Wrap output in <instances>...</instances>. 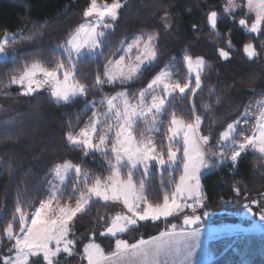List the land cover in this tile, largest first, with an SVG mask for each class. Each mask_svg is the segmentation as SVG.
<instances>
[{
	"label": "snow or ice",
	"instance_id": "1",
	"mask_svg": "<svg viewBox=\"0 0 264 264\" xmlns=\"http://www.w3.org/2000/svg\"><path fill=\"white\" fill-rule=\"evenodd\" d=\"M128 3L129 0H111L110 3L108 0L103 3L90 0L83 10L84 22L52 49L59 55L51 63L39 58L20 61L15 54L13 46L33 40L36 32L24 35L5 31L0 37V61L7 63L11 60L19 64L11 69L6 81L0 82V95L9 96L11 93L5 89L15 85L23 97H33L46 89L55 103L67 104L84 98L85 107L92 109L91 116L78 131L69 124L65 140L73 149L81 150L84 156L99 153L109 170L107 176H101L70 160L56 164L51 171L58 183L51 184L50 194L40 201L38 207L29 212L17 198L12 219L0 230V242L6 239L10 243L7 254L0 256V264H60L62 254L67 257L77 255L78 242L73 229L76 221L91 210L94 200L120 204L126 211L112 215L104 230L99 232L101 237L114 238L112 251L105 252L96 242L95 230L90 233L88 243L83 245L79 254L87 264H191L194 250L199 247V227L181 226L177 231L178 225L170 223L159 235L135 243L119 238L118 234L140 227V222H155L162 218L168 221L170 217L181 215L184 226L197 225L202 220L198 209L206 206L207 197L202 184L205 170L227 164L235 172L242 154L249 149L264 161V98L255 101V111L250 103L244 106L239 118L227 124L215 141V150L212 137L201 132L203 121L196 114L195 104L188 120L178 116L175 110L170 114L167 112L169 98L176 94L194 97L198 90H202L201 77L208 66L203 56L193 57L185 51L183 62L188 78L183 82L173 79L177 70L175 65H166L134 98L122 90L115 95H105L99 101L87 100L92 89L102 91L105 84L118 82L124 85L138 80L146 67L157 60L159 34L141 30L130 40L120 42L118 51L122 54L108 59L103 65V73L98 71L91 84L79 78L78 65L85 57L91 59L104 55L103 49L110 43L107 37ZM235 9H241V14L247 17L238 21L242 28L264 36V0H226L224 13L231 15ZM164 18L170 19L167 12ZM207 22L215 31L217 11L208 13ZM227 44L230 48L231 40ZM10 47H13L11 56ZM243 50L249 59L260 54L251 42L245 44ZM218 51L221 58H229V51L224 48ZM261 51H264V45H261ZM219 102L220 97H217L216 103ZM97 103L104 107L103 111L97 109ZM204 107L211 108L208 104ZM166 115L164 142L158 144L152 133L161 131ZM3 123L7 125L12 121ZM141 124L142 129L139 128ZM247 125H250L248 131L243 127ZM153 168H157L161 175H171L169 170L180 173L178 179H169L167 187L161 180V198L156 202L149 198V185L146 184ZM137 173H140L139 177ZM67 182L71 183V191L65 198L63 192L68 187ZM246 188L242 181H236L231 190L237 197L248 200L249 212L252 205H257L259 219L264 221V192L258 194L260 199H249ZM186 209H190L191 214L186 213ZM207 215L208 212L204 211L203 216ZM97 219L103 221L105 217L98 216Z\"/></svg>",
	"mask_w": 264,
	"mask_h": 264
},
{
	"label": "trees",
	"instance_id": "2",
	"mask_svg": "<svg viewBox=\"0 0 264 264\" xmlns=\"http://www.w3.org/2000/svg\"><path fill=\"white\" fill-rule=\"evenodd\" d=\"M89 2L90 0H0V37L5 31L24 35L36 32L33 40L18 42L13 46L16 49L15 54L20 61L39 58L51 63L59 55L52 49L62 43L83 20V10ZM185 4L189 5L190 12L183 8ZM225 4L226 0H129L107 37L110 43L104 47V55L91 59L85 57L78 65L79 78L82 82L91 84L98 71L103 73V65L107 60L119 54L120 42L128 40L141 30L159 34L157 60L146 67L138 80L124 85L118 82L115 85L105 84L102 91L92 89L87 100L99 101L121 86H126L128 94L135 96L152 75L169 62L176 65L174 76L185 81L188 78L183 62L185 51L192 56H203L208 66L201 77L202 90H198L194 97L190 94L183 97L176 94L174 98H169L167 112L170 114L175 110L178 116L188 120L192 117V105L195 104L196 114L202 116L201 132L212 137L211 143L214 147L219 127L213 126L212 122L219 118L218 115L225 117L231 112L238 115L249 99L264 95V51H261L264 36L249 33L242 28L238 21L247 17L241 14V10L231 15L224 13ZM210 11L219 13L217 25L224 26L220 27L221 33L211 31L206 25ZM164 12L169 13L172 18L170 27L159 23V17ZM228 40H231L230 48L226 44ZM249 42H253L260 53L252 60H247L242 53V46ZM220 48L229 51L227 60L219 56ZM17 67L19 64H14L11 60L7 63L0 61V82L6 81L11 69ZM5 91L11 94L7 97L0 95V104L12 109L0 116V230L12 219L17 198L29 212L39 205L47 193L51 170L56 164L70 160L72 163L82 164L95 175L107 176L109 173L107 165L98 159L97 154L84 156L81 150L73 149L65 140L69 124L77 131L91 116L92 109L85 107L84 98L64 104L55 103L46 89L33 97L20 96L15 85ZM217 97H220L219 103H216ZM223 99H229L228 107L220 106ZM205 104L211 108L206 109ZM96 107L101 109L103 106L97 103ZM164 119L165 124L156 137L158 144L164 142L167 115ZM4 121L12 123L5 125ZM169 172L171 175H161L153 168L152 175L146 180L149 185V198L154 202L161 198V180L164 181L163 186L167 187L169 179L177 178L179 174L178 171ZM236 181H242L247 186L249 199H260L258 194L264 192V161L260 160L258 153L251 149L243 153L235 172L226 164L202 176L207 199L206 206L198 209V214L203 216V212L207 211L214 219L224 217L225 220H236L235 216L228 214H238L248 205V200L237 197L232 192ZM70 186L71 183H68V187L64 189L65 198L70 192ZM241 191L245 189L242 187ZM108 206V203L94 200L91 210L76 221L73 231L78 242V254L72 257L62 254L59 258L60 264H84L79 254L93 230L97 233L96 241L105 252L113 250L114 239L98 235L105 227V219L100 221L97 217H105ZM254 208L260 213L257 205ZM185 211L191 214V211ZM181 218L182 215L177 218L170 217L168 221H146L140 223V227L128 231L124 237L135 232L137 235L134 238L127 237L129 241L146 238L166 229L170 223L181 226ZM15 227L18 229L19 225L16 224ZM207 246L211 258L203 264H237L239 250L243 246L249 264H264L263 232L221 234L209 238ZM9 247L10 243L6 239L0 242V256L7 254Z\"/></svg>",
	"mask_w": 264,
	"mask_h": 264
},
{
	"label": "rangeland",
	"instance_id": "3",
	"mask_svg": "<svg viewBox=\"0 0 264 264\" xmlns=\"http://www.w3.org/2000/svg\"><path fill=\"white\" fill-rule=\"evenodd\" d=\"M104 1H98V3H103ZM109 3L111 2V1H108ZM238 2H239V0H238ZM188 6L189 5H187V4H185L184 5V9H185V11L186 12H190V9L188 8ZM239 10H241V9H235L233 12H236V11H239ZM245 10V12L247 11L246 9H244ZM164 14H165V12L164 13H162L161 15H160V17H159V23H161L162 25H166V24H170L171 23V21H172V18H171V16H170V14H169V17H170V19H165L164 18ZM82 22H84V18H83V20L80 22V23H82ZM79 23V24H80ZM78 24V25H79ZM77 25V26H78ZM76 26V27H77ZM220 27H224V26H220ZM220 27H218V25H217V31L219 32V33H221V29H220ZM74 31V30H73ZM9 33H13V32H9ZM156 33V32H155ZM136 34H139V33H136ZM136 34H134V35H136ZM133 35V36H134ZM132 36V37H133ZM132 37H130L128 40H130ZM67 38V37H66ZM8 51H9V55L11 56V54H12V51H11V47L8 49ZM122 53L121 52H119V54H117V55H115V56H113V57H111L110 59H112V58H118V56L119 55H121ZM198 56V55H197ZM197 56H193V57H197ZM166 65H168V66H172V65H175L174 63H172V62H169V63H167ZM165 65V66H166ZM164 66V67H165ZM164 67H162L161 69H163ZM175 67H176V65H175ZM184 67H185V69H186V66L184 65ZM161 69H159L157 72H155L153 75H152V77L149 79V81L161 70ZM186 71H187V69H186ZM187 75H188V72H187ZM173 79H178L177 77H175L174 75H173ZM134 81V80H133ZM148 81V82H149ZM132 82V81H131ZM131 82H129V83H131ZM147 82V83H148ZM181 82H183V81H181ZM147 83L145 84V86L144 87H146V85H147ZM126 84H128V83H126ZM143 87V88H144ZM122 90H126L127 91V87L126 86H121V87H119V89H117L115 92H113L111 95H115L117 92H120V91H122ZM138 94V93H137ZM111 95H109V96H111ZM130 96V95H129ZM130 97H135V96H130ZM262 98H264V95L263 96H259V97H253V98H251V99H249L248 101H247V103L244 105V106H247V105H249L250 103L251 104H253V111H255L256 109H255V101H258V100H260V99H262ZM228 101H229V99H223L222 100V102L220 103V106H222V107H228V105H229V103H228ZM244 106H242L241 108V111H240V113H243L244 112ZM218 108H220V107H218ZM11 109L12 108H9V107H7V106H5V105H2V104H0V116H3V115H5V114H7L8 112H10L11 111ZM239 109H240V107L238 108V110L237 111H239ZM98 110H100V111H103L104 110V107H102L101 109H98ZM236 111V112H237ZM214 112H218V113H220L219 111H214ZM239 113V114H240ZM228 114H230V115H233V114H235V112H231V113H228ZM228 114L227 115H225V117H220L219 115H218V119L216 118L213 122H212V125L213 126H217V127H219V131H218V137H219V133L220 132H222L225 128H226V126H227V124L228 123H231V122H233L235 119H237V118H239V114L238 115H233V116H228ZM202 117V116H201ZM250 124H251V121H250ZM202 125V124H201ZM84 126V125H83ZM82 126V127H83ZM244 128H245V130L246 131H248V129H249V127H250V125H247V126H243ZM139 128L140 129H142L143 128V124H141V125H139ZM78 131V130H77ZM146 135H147V133H146ZM152 135L154 136V137H157V135H158V132H154V133H152ZM205 135V134H204ZM213 149L215 150V146L213 147ZM97 155H98V159L99 160H101V161H103L104 163H105V159H104V157L103 156H101L99 153H96ZM75 164V163H74ZM106 164V163H105ZM157 169V168H156ZM158 170V169H157ZM152 171V170H151ZM159 171V170H158ZM209 170H205L204 171V173H203V175L204 174H206L207 172H208ZM160 172V171H159ZM172 172H173V170H172ZM109 174V173H108ZM107 174V175H108ZM139 175H140V173H137V177H139ZM179 175H180V173L177 175V178L176 179H178V177H179ZM202 175V176H203ZM51 182V183H50ZM56 183H58V180L53 176V173H51V176H50V178H49V181H48V184H47V193L45 194V196L42 198V200L43 199H45L49 194H50V191H51V184H56ZM67 183H70V182H67ZM69 191H71V186H70V188H69ZM64 195V194H63ZM100 201H102V200H100ZM75 202V201H74ZM74 202H72L73 204H74ZM102 202H104V201H102ZM109 204V206H108V208H107V213H106V215H105V220H104V225H105V223H106V220H107V217H111L112 215H115L116 214V212H120V211H126L125 209H123V207H122V205H120V204H113V203H108ZM39 206V205H38ZM37 206V207H38ZM254 206L255 205H252L251 207H252V211L251 212H249L248 211V207L247 208H245L244 210H242L240 213H238V214H235V215H233L232 213H229L228 214V216H235L236 217V220H234V221H229V220H225V219H223L224 217H221V218H216V219H214V217H212V214L211 213H209L208 212V215L205 217V216H203V218H204V223L202 224V225H199V226H196L195 228H197V227H199L200 228V236H199V247H197L195 250H194V254H193V256L191 257V264H201V262L202 261H204V257H205V255L208 257V255L209 256H211V253H210V250L208 249V247H207V245H206V243H204L203 244V242H201L202 240H203V237H206L207 239H206V241L209 239V238H214V237H217V236H219V235H221V234H232V233H235V234H239V235H242V234H244V233H261V232H263L264 233V221H261L260 219H259V215H260V213H257L255 210H256V208H254ZM186 210H188V211H191V210H189V209H186ZM110 215V216H109ZM107 216V217H106ZM229 218V217H228ZM161 220H164L163 218L161 219ZM144 222H146V221H144ZM144 222H140V223H144ZM181 227V226H180ZM18 230V229H17ZM135 235H137L135 232H130L128 235H127V237H129V238H134V236ZM123 238H127V237H124V236H122ZM64 255H66V254H64ZM61 262V261H60ZM237 264H249V261H248V259H247V257H246V249H245V246H243L240 250H239V259H238V261H237Z\"/></svg>",
	"mask_w": 264,
	"mask_h": 264
},
{
	"label": "crops",
	"instance_id": "4",
	"mask_svg": "<svg viewBox=\"0 0 264 264\" xmlns=\"http://www.w3.org/2000/svg\"><path fill=\"white\" fill-rule=\"evenodd\" d=\"M177 224V223H176ZM179 228H180V226H178V228H177V231H179ZM195 228V227H194ZM163 230H165V229H163ZM163 230H161V231H163ZM159 233L160 232H158L157 234H154V235H152V236H149V237H146V238H139V239H144V240H148V239H150L151 237H154V236H157V235H159ZM119 238H122V239H126V240H128L127 238H123L122 236H120ZM139 239H137V240H139ZM206 237H203V240L201 241V242H203V244L204 243H206V245H207V241H206ZM136 240V241H137ZM136 241H133V242H131V241H129L128 240V242L129 243H135ZM97 243H99L98 241H96ZM86 243H88V241L86 242ZM100 244V243H99ZM114 244H115V240H113V246H114ZM101 245V244H100ZM101 247H102V245H101ZM208 247V246H207ZM103 248V247H102ZM82 251H83V248H82ZM211 253V252H210ZM211 258V256H209L208 255V257L205 255V257L203 258L204 259V261H202L201 262V264H203V263H205L206 261H208L209 259ZM84 264H87V261L86 260H84Z\"/></svg>",
	"mask_w": 264,
	"mask_h": 264
},
{
	"label": "water",
	"instance_id": "5",
	"mask_svg": "<svg viewBox=\"0 0 264 264\" xmlns=\"http://www.w3.org/2000/svg\"><path fill=\"white\" fill-rule=\"evenodd\" d=\"M219 18H220V15H219V13H218V20H219ZM206 25L210 28V30L211 31H213V29L210 27V25L208 24V22H207V19H206ZM215 31H217V30H215ZM251 43H253V42H251ZM226 44H227V42H226ZM247 44V43H246ZM254 44V43H253ZM228 45V44H227ZM245 45V44H244ZM244 45L242 46V53H243V55H244V57L247 59V60H252V59H254V58H252V59H249L247 56H246V54L244 53V50H243V48H244ZM232 47V46H231ZM258 51V50H257ZM202 217V216H201ZM204 223V219H203V217H202V220H201V222L200 223H198L197 225H192V226H184L183 225V222H182V218H181V226H183V227H185V228H188V227H191V228H194V227H196V226H199V225H202ZM106 227V226H105ZM104 227V228H105ZM104 228L103 229H101L100 231H103L104 230ZM99 231V232H100ZM99 232H98V235H99ZM126 233H124V234H118L119 235V237L120 236H124ZM108 238H111V237H108ZM111 239H114V238H111Z\"/></svg>",
	"mask_w": 264,
	"mask_h": 264
},
{
	"label": "flooded vegetation",
	"instance_id": "6",
	"mask_svg": "<svg viewBox=\"0 0 264 264\" xmlns=\"http://www.w3.org/2000/svg\"><path fill=\"white\" fill-rule=\"evenodd\" d=\"M110 216V215H109ZM107 217V216H106ZM108 222H110V217H107V220H106V223H105V226H107Z\"/></svg>",
	"mask_w": 264,
	"mask_h": 264
}]
</instances>
